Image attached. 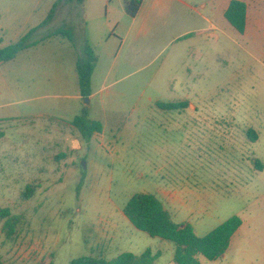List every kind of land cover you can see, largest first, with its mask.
Instances as JSON below:
<instances>
[{"label":"rangeland","instance_id":"1","mask_svg":"<svg viewBox=\"0 0 264 264\" xmlns=\"http://www.w3.org/2000/svg\"><path fill=\"white\" fill-rule=\"evenodd\" d=\"M56 4L52 22L29 41H44L64 29L71 32L81 60L87 48L93 49L100 57L91 78L94 96L76 98L81 89L67 43L62 47V85L56 90L42 77L38 59H33L34 78L33 71L23 78L24 55L0 64L3 261L72 264L82 256L113 260L125 252L137 257L150 252L153 264H176L173 243L138 230L124 214L132 195L155 194L167 185L182 198L175 220L189 221L199 237L233 216L242 219L225 254L212 261L201 256L202 264H264L260 55H248L239 46L236 59L227 62L199 59L197 53L187 54L181 39L153 57V40L144 50L151 55L143 60L144 68L108 75L112 58L103 55L102 22L86 17L93 13L90 3L66 0H0V37L9 45L17 43ZM214 46L203 42L200 49L215 54ZM41 81L42 90L30 89ZM185 101L197 110L161 107ZM82 115L103 126L90 142L71 125ZM76 140L83 142L82 150L73 148ZM29 184L36 192L26 199ZM2 210H9L10 217ZM11 217L16 226L9 236L5 223Z\"/></svg>","mask_w":264,"mask_h":264},{"label":"crops","instance_id":"2","mask_svg":"<svg viewBox=\"0 0 264 264\" xmlns=\"http://www.w3.org/2000/svg\"><path fill=\"white\" fill-rule=\"evenodd\" d=\"M232 1L142 0L137 15L131 17L126 10V0H85L86 3H90L91 12H93L90 15L87 14L86 17L92 16L93 21H101L104 27L99 34L104 36L101 39L102 45H104L102 47L103 55L112 58L107 71L108 75L122 72L127 67L129 70L136 71L144 68L143 60L149 59L148 57L151 56H145L148 55L146 54L148 51L144 52V50L148 49L153 40L154 48L156 46L153 57L160 55L167 44L182 39L183 49L187 54L194 56L197 53L199 59L217 57L227 62L228 59H236V49L239 46L248 55H255L254 52H257L264 69V0H240L247 5V25L244 33L235 29L226 18V11ZM102 7H104L103 14L100 13ZM94 27L93 25L92 30ZM95 32L97 31L94 29ZM203 42L215 45V54L203 53L200 49V44ZM65 43L70 45L67 53L69 54L70 68L76 71L80 52L74 45V40L54 36L18 54L25 57L22 66L23 78L26 79L30 71H33L32 78H34L36 65L33 59H38V67L43 68L41 75L42 77L47 76L48 84L52 85L51 89L60 88L62 85V47L66 45ZM8 45L0 37V49ZM18 57L12 61L17 60ZM99 58L98 56L97 67L100 63ZM12 61L0 62V64ZM188 70H190V66H188ZM32 84L34 87L29 86L31 90H42V85L45 82H38L37 86L35 83ZM93 96L94 93L89 98ZM76 98L84 99L81 91L76 95ZM190 107L194 111L197 110L195 104L188 102L187 108ZM75 147L76 150H82L83 142L76 140L73 144L74 149ZM157 190L155 194L171 213L174 221L179 224L190 223L189 221L175 220V216L179 212V205L182 203L178 190L167 185H161ZM103 233L108 234L109 232L103 231Z\"/></svg>","mask_w":264,"mask_h":264},{"label":"trees","instance_id":"3","mask_svg":"<svg viewBox=\"0 0 264 264\" xmlns=\"http://www.w3.org/2000/svg\"><path fill=\"white\" fill-rule=\"evenodd\" d=\"M62 0H59V3ZM69 3L83 4L85 0H66ZM142 5V0H126V10L129 16L135 17ZM58 4L48 14L47 18L35 28H32L20 41L0 49V62L14 60L17 55L41 41L30 42L31 35L39 28L50 23L55 16ZM226 18L235 29L244 33L247 25V5L240 0H233L227 11ZM62 36L73 40L71 32L58 29L50 37ZM87 57L84 60L79 58L77 62V73L81 94L84 98L91 96V78L97 67L98 58L90 47L86 49ZM160 106V105H159ZM165 110H176L187 108L188 103H170L161 106ZM86 142H90L96 133H102L103 126L98 121H93L82 115L77 116L71 122ZM36 192V186L27 185L23 195L30 199ZM5 217H10L9 210H2ZM125 216L138 230L143 231L151 237H157L173 243L176 247L174 262L176 264H202L200 257L212 261L225 254L229 248L232 237L242 225L239 216H233L204 237L196 235L194 227L190 223L179 224L174 221L171 213L165 208L163 202L153 193H136L132 195L124 207ZM15 220L9 218L5 223L8 235L14 234ZM154 257L147 252L142 257L125 252L117 259L108 260L98 256H82L72 261V264H153ZM0 264H6L0 257ZM45 264V263H44Z\"/></svg>","mask_w":264,"mask_h":264},{"label":"water","instance_id":"4","mask_svg":"<svg viewBox=\"0 0 264 264\" xmlns=\"http://www.w3.org/2000/svg\"><path fill=\"white\" fill-rule=\"evenodd\" d=\"M49 261V260H48ZM45 264H49L48 262H46Z\"/></svg>","mask_w":264,"mask_h":264}]
</instances>
